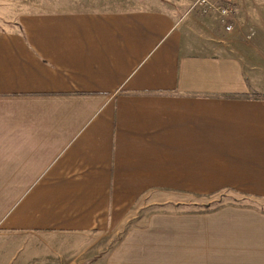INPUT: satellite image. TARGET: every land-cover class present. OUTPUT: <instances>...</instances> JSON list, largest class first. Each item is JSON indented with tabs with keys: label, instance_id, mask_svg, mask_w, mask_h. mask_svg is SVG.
Returning <instances> with one entry per match:
<instances>
[{
	"label": "crops",
	"instance_id": "obj_1",
	"mask_svg": "<svg viewBox=\"0 0 264 264\" xmlns=\"http://www.w3.org/2000/svg\"><path fill=\"white\" fill-rule=\"evenodd\" d=\"M232 1L227 32L188 0H0V264L125 227L89 264H264V207L180 210L264 202V0Z\"/></svg>",
	"mask_w": 264,
	"mask_h": 264
},
{
	"label": "rangeland",
	"instance_id": "obj_2",
	"mask_svg": "<svg viewBox=\"0 0 264 264\" xmlns=\"http://www.w3.org/2000/svg\"><path fill=\"white\" fill-rule=\"evenodd\" d=\"M189 5H190V0H188ZM136 3V0H104V4L102 6L106 7V8H126L128 6H132L133 4ZM35 4V3H33ZM83 2H73L70 4L71 8H79L83 5ZM94 4H96L94 2ZM30 5H32V2H30ZM36 7L42 6V3L40 4H35ZM95 6V5H92ZM250 202V203H256L258 204L260 207H264V202L254 199V198H245L240 196L239 194L236 193H232L230 191H225L223 193L220 194H216L213 195L211 197H190L188 198V202L189 204L186 206H182V208L180 210L184 209H190V210H195L196 208L199 209L201 207H203L205 204H210L211 206L215 205L216 203H222V204H226L228 202ZM202 209V208H201ZM147 212V209H142L140 211V214H144ZM126 228V227H125ZM125 228L120 231L118 234H114V235H98V233H91L89 234L88 237L86 238H82L85 236H82L77 243H76V247H77V252L75 253V257H72L70 259H68V257H66L64 259L63 262H59V264H68L69 262H72L74 264H78L79 261L82 264H86L90 258L96 259V258H101V257H106V254L110 253L118 244V242L121 240V238L123 237L124 234V230ZM86 240V241H84ZM38 244V243H37ZM42 243H39V248L41 246ZM63 242H57L56 245L58 246H64ZM90 245L93 247L92 253L89 257H87V261H85V258L81 259L80 256L82 253V250L86 245ZM67 245L70 247L69 245V241L67 240ZM35 249H37L36 247H33ZM35 249L33 250L35 254H37L38 251H35ZM26 251L27 253H25L24 251ZM33 253H29L28 248L26 247V245L24 247L21 248L20 251H15L14 253H12L10 256L11 257H5V261L3 262V264L7 263L10 264L11 262L13 264H19L22 261H25V256L26 255H30ZM33 257H27V264H43L44 261H42V259H36L33 260ZM89 259V260H88ZM95 262V261H94ZM89 264V262H88Z\"/></svg>",
	"mask_w": 264,
	"mask_h": 264
},
{
	"label": "built area",
	"instance_id": "obj_3",
	"mask_svg": "<svg viewBox=\"0 0 264 264\" xmlns=\"http://www.w3.org/2000/svg\"><path fill=\"white\" fill-rule=\"evenodd\" d=\"M189 10L201 15L215 14L225 31L233 30L236 8L232 0H190Z\"/></svg>",
	"mask_w": 264,
	"mask_h": 264
},
{
	"label": "trees",
	"instance_id": "obj_4",
	"mask_svg": "<svg viewBox=\"0 0 264 264\" xmlns=\"http://www.w3.org/2000/svg\"><path fill=\"white\" fill-rule=\"evenodd\" d=\"M223 204L222 203H216L215 205L211 206L210 204H205L202 209L201 212H209L212 210H216L218 208H220Z\"/></svg>",
	"mask_w": 264,
	"mask_h": 264
}]
</instances>
